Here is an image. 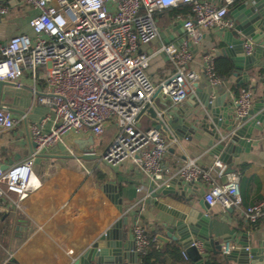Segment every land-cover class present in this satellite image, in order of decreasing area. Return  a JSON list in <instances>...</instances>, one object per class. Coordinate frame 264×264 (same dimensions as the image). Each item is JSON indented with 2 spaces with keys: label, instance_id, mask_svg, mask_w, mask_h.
I'll use <instances>...</instances> for the list:
<instances>
[{
  "label": "built area",
  "instance_id": "built-area-1",
  "mask_svg": "<svg viewBox=\"0 0 264 264\" xmlns=\"http://www.w3.org/2000/svg\"><path fill=\"white\" fill-rule=\"evenodd\" d=\"M19 1L36 11L29 18L33 34H17L0 42V81L21 86V78L29 72L35 82L41 69L45 89L39 92L34 87L33 97L53 111V118L50 128L44 126L50 116L31 125V138L36 144L32 156L7 168L0 167V195L12 197L19 205L37 190L42 182L34 171L35 156L60 141L63 134L74 131L100 136L112 127L114 138L102 154L105 162L118 165L131 160L158 187L178 179L207 182L211 187L204 200L209 206L220 205L223 210L241 207L240 172L234 168L226 173L219 158L212 166L188 159L170 168L166 162L170 146L166 132L155 126L145 128L142 122L147 107H154L157 92L164 103L169 102L168 107H173L195 90L199 74L191 68V44H199L207 29L234 28L236 24L228 14L236 0L220 4L213 0ZM182 4H189L192 12L183 23L184 38L180 42L164 41L158 49L168 57L173 72L155 83L148 73L153 54L144 47L161 36L157 13ZM10 9L11 3L0 2V16L7 15ZM262 45L264 49V35ZM254 47L255 41L247 38L243 44L245 54H252ZM203 60L213 99L224 80L216 73L215 53H204ZM254 95L252 87L240 90L234 101L238 117L251 109ZM16 123L7 108L0 107V127L9 129ZM215 171L226 176L225 183H216ZM244 214L255 224L264 215V200L248 206ZM132 228L138 253L158 241L156 235L146 232L139 216ZM193 245L203 255L202 242L195 241ZM236 248L229 241L222 245L221 254L228 255Z\"/></svg>",
  "mask_w": 264,
  "mask_h": 264
},
{
  "label": "crops",
  "instance_id": "crops-1",
  "mask_svg": "<svg viewBox=\"0 0 264 264\" xmlns=\"http://www.w3.org/2000/svg\"><path fill=\"white\" fill-rule=\"evenodd\" d=\"M213 1L218 4L223 2ZM242 1L240 0L238 4ZM0 2L11 3L9 13L0 16V42L17 34L32 35L29 18L36 11L19 0ZM236 6H230L228 14L235 24L237 21L231 12ZM190 15L184 13L183 7H168L157 13L161 36L144 47L147 52L153 54L148 73L155 83L164 80L173 72L171 62L164 53L158 51L159 47L164 41L180 42L184 38L183 23ZM231 29L233 28L207 29L199 44H191L194 54L191 68L199 74L198 88L209 94L211 89L203 71V55L206 52L215 53V58L223 55L222 48L226 47L222 41L223 34ZM253 53L256 57L253 68L248 71L249 86H246L252 87L255 92L251 108L259 99L264 98L262 38L255 41ZM39 72L40 76L35 82L31 74L26 72L21 78V86L7 80L0 83V107H6L17 120L14 127L0 129L1 168H7L33 155L32 124H40L46 116H50V119L44 121V126L45 128L52 126L53 111L45 104L35 101L33 97L34 87L39 92L45 89L42 70ZM250 81L256 82L254 87ZM243 84L237 82V77L232 74L216 89L214 99L221 98L220 107L223 109L225 103L228 106L234 105ZM195 90L179 106L182 105L187 110H199L200 108L193 107L189 102L191 96L196 94ZM196 98L200 101L198 96ZM162 102L165 100L158 94L154 107H158ZM142 122L145 128L156 125V121L148 112L142 116ZM114 133V128L108 127L100 136L77 134L74 131L63 134L60 141L35 156L34 171L42 182L37 190L30 193L19 205L12 197L0 195V264H75L78 260L83 261L86 258L85 252L119 221L121 227L116 229V232L121 231L122 241H133L132 222L138 216L144 227L150 232H155L156 236L166 233L163 223L166 221L171 223L174 218L153 202L150 187L157 185L131 160L112 165L102 159V154L112 142ZM258 133L259 131L254 129L252 137ZM165 134L170 144L166 162L172 169L179 167L188 159H196L202 166H212L219 158L212 154L213 147L207 144L209 138L202 130L193 134L191 140L176 138L173 130ZM169 134L174 137L170 138ZM263 148L260 143H254L249 153L241 154L234 161V168L241 174V207L229 211L215 205L207 210L213 219V235L230 236L231 241L237 246L236 249L241 247V241L248 242L250 248L264 245V215L261 222L255 225L249 222L244 214L248 206L264 200V161L259 157V152ZM87 154L89 157L85 156ZM243 164L247 166L240 171ZM226 169L225 165V172ZM213 175L218 184H223L227 180L224 174L219 176L218 171L213 172ZM179 180L174 182L177 183ZM196 183L199 186V194L195 197L194 205L201 209L198 199L204 198L211 185L201 181ZM184 188L187 194L192 189L186 186V182ZM166 198L178 201L173 194ZM169 204L175 207L173 201ZM157 244L163 248L173 242L165 243L161 247L158 240ZM210 253L213 252L204 247L203 257ZM138 255L135 263L124 260L125 264H141L140 253ZM91 262L97 264V258ZM156 264L195 263L188 257L186 260H175L166 254ZM229 264L236 262L230 260Z\"/></svg>",
  "mask_w": 264,
  "mask_h": 264
},
{
  "label": "water",
  "instance_id": "water-1",
  "mask_svg": "<svg viewBox=\"0 0 264 264\" xmlns=\"http://www.w3.org/2000/svg\"><path fill=\"white\" fill-rule=\"evenodd\" d=\"M231 13L237 22L233 29L223 34L222 41L226 47L222 48V53L233 61V74L237 77V82L248 83V71L253 68L256 56L255 53L246 55L243 44L247 37L256 41L264 35V0H243ZM262 81L264 82V78ZM250 82L254 87L256 82ZM195 87L196 94L191 96L189 102L193 107L200 108L199 110H187L182 105L168 107L167 103L162 102L158 107L148 106L146 112L157 121L155 128L166 133L173 130L176 138L191 140L193 134L202 130L209 138L207 144L213 147L212 154L227 166L226 173L233 172L235 159L243 153H249L254 143L264 146V98L259 99L246 115L238 117L235 104L228 106L225 103L223 109L220 107V97L211 99L210 94L198 88L197 83ZM158 93L155 96H158ZM254 129L259 133L253 138ZM169 137L174 136L169 134ZM35 146L32 142V147ZM85 156L89 157L88 154ZM259 157L264 161V148L259 152ZM186 186L192 187L188 194L183 180L177 183L172 181L170 185L150 187L153 202L174 218L171 223H163L166 233L157 235V238L161 247L170 241L177 242L191 261L204 264L203 255L193 243L201 241L208 251L219 254L222 245L231 241V237L213 235V219L207 211L210 206L204 198L198 199L201 209L194 205L199 186L196 182L186 183ZM171 194L175 195L178 201L166 198ZM170 201H173L175 207L169 204ZM228 210L232 211L233 208ZM120 227L119 221L85 252L86 258L83 261L78 260L75 264H88L96 258L97 264H125L124 260L135 263L139 257L135 240L123 242L121 231L116 232ZM240 244L239 249L224 255V258L236 264H264V245L250 248L246 241H241Z\"/></svg>",
  "mask_w": 264,
  "mask_h": 264
},
{
  "label": "trees",
  "instance_id": "trees-1",
  "mask_svg": "<svg viewBox=\"0 0 264 264\" xmlns=\"http://www.w3.org/2000/svg\"><path fill=\"white\" fill-rule=\"evenodd\" d=\"M240 0H236L233 5H238V2ZM232 5V6H233ZM182 8L184 9L185 14H191V6L189 4H182L178 6L177 8ZM160 12V11H159ZM215 70L217 75L224 79H227L231 77V75L234 72V63L232 60L226 56V55H221L219 57L215 58ZM249 86V84H243V87ZM246 164H243L240 166V171H243L246 168ZM263 218V217H262ZM262 218H259V220L255 223V225H258ZM146 229V232L150 236H155V232H150ZM177 242H173V244H167L165 247L160 248L157 244V242H153L149 248L143 252L140 253V263L141 264H156L158 261L161 260V258L169 254L170 256L173 257L175 260H186L187 257L185 255L184 250L181 249L180 245L176 244ZM204 264H229L230 261L226 260L224 258V255L221 253L215 254V253H210L208 255H205L203 257Z\"/></svg>",
  "mask_w": 264,
  "mask_h": 264
},
{
  "label": "rangeland",
  "instance_id": "rangeland-1",
  "mask_svg": "<svg viewBox=\"0 0 264 264\" xmlns=\"http://www.w3.org/2000/svg\"><path fill=\"white\" fill-rule=\"evenodd\" d=\"M148 72L150 73V71L148 70Z\"/></svg>",
  "mask_w": 264,
  "mask_h": 264
}]
</instances>
